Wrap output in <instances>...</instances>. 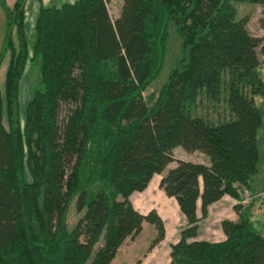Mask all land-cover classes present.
<instances>
[{"label":"trees","instance_id":"16d2710c","mask_svg":"<svg viewBox=\"0 0 264 264\" xmlns=\"http://www.w3.org/2000/svg\"><path fill=\"white\" fill-rule=\"evenodd\" d=\"M109 1L39 3L28 52L26 0H0V264H109L139 229L129 194L155 173L186 221L167 264H264V233L246 216L249 205L234 204L236 219L220 221L223 239H196L207 206L240 198L257 171L262 120L253 97L264 95L256 70L264 29L248 31L236 17L239 0H121L113 19ZM247 1L261 7L263 25L264 0ZM169 24L175 61L157 93L142 96L161 71ZM33 60L38 87L20 118L18 82ZM201 100L222 102L227 117L193 113ZM176 146L208 162L173 158ZM70 203L79 215L67 228ZM143 220L155 230L148 250L164 228L153 208Z\"/></svg>","mask_w":264,"mask_h":264},{"label":"rangeland","instance_id":"374dc122","mask_svg":"<svg viewBox=\"0 0 264 264\" xmlns=\"http://www.w3.org/2000/svg\"><path fill=\"white\" fill-rule=\"evenodd\" d=\"M13 1L14 0H5L8 6H11ZM42 1L48 6L50 5L58 6L62 2H68L67 0H26L25 5H24V32H25L28 52H30L33 39H34L33 24H34V20L37 14V7L39 3H42ZM120 3H121V0H110L109 3L106 4L107 12L111 19H113L117 15L119 7H120ZM233 4L235 6L236 17L239 18L241 16H245L246 17V27L248 31L253 36L260 37L264 29V23L262 25L259 21L261 14H262L261 7L258 4L251 3L247 0L234 1ZM3 22H4L3 13H2V10L0 9V41L2 38V34H3ZM167 33H168L167 35L168 39H167V43L165 46V56H164V61H163L161 71L159 72L158 76L144 89V91H142V96H145L150 92H152L154 95L157 93L160 85L162 84V82L164 81L166 77L168 68L172 66L175 61L176 54H177L178 47H179V39L177 35L175 34L173 26L170 24L168 25ZM258 58L260 60V64L256 70H257L258 75L260 76V78H262L264 82V54L258 53ZM5 65H6V58L2 61L0 65V88H2V78H3V72H4ZM36 87H38L37 62L36 60L27 61L25 63L22 75L18 82V105H19V117L20 118H22L26 102L29 100L33 89ZM256 96H259V95H256ZM258 98L261 101H259ZM258 98H257L258 104L260 105V109H262L261 104L263 101L262 98H264V96H259ZM191 111L193 113L206 116L207 118L213 121L227 117V111L224 109L223 104L220 101L219 103L215 105V107L214 106L212 107L210 102L207 103L206 105L205 100H201L200 103L191 107ZM259 111L261 112V110ZM63 112L64 110L61 109L59 112V118L63 115ZM172 156L173 158L197 161V162H202V163L208 162V159L204 154L199 153V152H194V153L188 152L182 149L180 146H176L172 149ZM173 164L174 162L172 161L168 163L167 166L169 167L170 165H173ZM243 190H246L251 197L249 200L247 199L246 202L240 201L244 199ZM243 190L241 191V197L238 199H234L235 200L234 204H240L242 207L250 205L252 201L254 200L253 198L258 197V195L260 194V193L252 194L249 192V190L246 187H243ZM137 196L139 198L143 197L142 194H137ZM120 200H121L120 197H117L116 202ZM78 215H79V212L75 211L73 204L70 203L67 206L66 211H65V222H66L67 228L71 227V225L73 224L74 220L76 219ZM261 222H264L263 217L262 219L260 218L259 220L260 224ZM146 224L143 225L142 232L141 233L139 232L140 235L137 236L136 239L135 237L133 238V240L127 238L126 242L122 245L124 248L122 247L121 249L124 250L125 254H127L126 257H128V259L129 257L131 259L133 255L137 254V252H141L142 249L144 248L145 242H149V240L152 238L154 234V228L152 225L148 223ZM257 227H259L262 233H264L263 225L262 226L257 225ZM148 228L151 229V232H152L151 236H150V231ZM119 254L124 257L123 253L120 252ZM118 257L119 256H117V258Z\"/></svg>","mask_w":264,"mask_h":264},{"label":"crops","instance_id":"0c3cea01","mask_svg":"<svg viewBox=\"0 0 264 264\" xmlns=\"http://www.w3.org/2000/svg\"><path fill=\"white\" fill-rule=\"evenodd\" d=\"M67 1L70 2V0ZM41 4L44 6H48L43 1ZM37 11H38V7H37ZM258 97L259 96L253 97L255 105L259 110H261V112L260 111L259 112L261 114V120H262L261 125L258 127L256 131L257 149H258L257 171L254 175L250 177L247 186L245 187L252 194H256V193H260V194L258 195V197L253 198L254 200L249 205V208L246 210L245 214L250 219H253L257 225L264 226V224H262L264 222H261V224L259 223L260 218L262 219L263 217L264 220V98H262L263 99L261 104L262 109H260V105L258 104V100H257ZM259 101L261 100L259 99ZM191 152L194 153L198 151H191ZM166 168H168V166H166ZM160 175H161L160 173L153 174L150 178V181H148L146 187L143 190L134 191L129 194L127 198L129 201V210L132 212L133 216L137 219V225L139 229L138 232L133 237L128 235L123 240V242L118 247L114 257L112 258L109 264H167L168 263L169 245L177 240L179 231L181 228L185 226L186 221L184 216L179 211L175 200L172 197L165 195L162 189L159 188L158 181ZM137 194H142L143 197L139 198ZM234 202H235L234 198L225 194L221 196L218 200L209 204L207 206L206 215L197 222L196 239L211 241V242L223 239L224 235L220 228V221L222 219H230V220L236 219V213L234 212L233 209ZM198 207L199 204L197 202V210H196L197 216H199ZM151 208L155 209V211L162 220L163 228H164L163 238L148 250L146 249V247L149 242H145L142 251L137 252V254L133 255L131 259L130 257L128 259V257H126L127 254H125L124 250L121 249L123 247L122 245L126 242L127 238L133 240L134 237L136 239V237L140 235V233L142 232L143 225L146 224L145 221L143 220V215ZM148 229L150 231V236H151L152 234L151 229L150 228ZM154 234H155V230H154ZM120 252L123 253L124 257L119 254ZM117 256L119 257L117 258Z\"/></svg>","mask_w":264,"mask_h":264},{"label":"built area","instance_id":"2783aa9c","mask_svg":"<svg viewBox=\"0 0 264 264\" xmlns=\"http://www.w3.org/2000/svg\"><path fill=\"white\" fill-rule=\"evenodd\" d=\"M243 191H244V193H243L244 199L243 200H240V201H245L246 202V200L247 199L249 200L251 197H250L249 193L246 190H243Z\"/></svg>","mask_w":264,"mask_h":264}]
</instances>
